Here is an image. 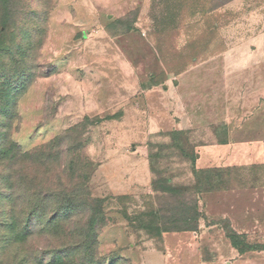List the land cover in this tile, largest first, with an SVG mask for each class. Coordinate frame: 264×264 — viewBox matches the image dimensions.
Listing matches in <instances>:
<instances>
[{"label":"rangeland","instance_id":"1","mask_svg":"<svg viewBox=\"0 0 264 264\" xmlns=\"http://www.w3.org/2000/svg\"><path fill=\"white\" fill-rule=\"evenodd\" d=\"M257 137L264 0H0V264H178Z\"/></svg>","mask_w":264,"mask_h":264},{"label":"crops","instance_id":"2","mask_svg":"<svg viewBox=\"0 0 264 264\" xmlns=\"http://www.w3.org/2000/svg\"><path fill=\"white\" fill-rule=\"evenodd\" d=\"M257 138L243 139L237 144L225 142L222 159L208 151L207 167L248 168L259 165L263 170V182L261 185L207 194L205 223L202 222L196 231L178 234L187 235V239L181 242L178 264H186L187 258L193 257L188 252H181L184 246L187 249L200 243L205 246L206 254L195 256L197 264H264V248L239 253L229 239L231 233L255 237L258 241L264 238V137Z\"/></svg>","mask_w":264,"mask_h":264},{"label":"trees","instance_id":"3","mask_svg":"<svg viewBox=\"0 0 264 264\" xmlns=\"http://www.w3.org/2000/svg\"><path fill=\"white\" fill-rule=\"evenodd\" d=\"M114 117H115L114 115H111V116L108 115V116H104L102 118H95L94 119L95 120L94 121V125H99V124H101V123H103L105 121L112 120V119H114ZM83 157H84L85 160L88 161V158H87L86 155H84ZM192 231H196V230H192ZM229 239L231 241L232 246H234L239 253H243L244 252L243 250L240 249V245L243 244V242L246 239V236H241V235H237L235 233H231L229 235ZM261 248H263V247L262 246H258V247H254V248L247 249V250H255V249H261ZM47 264H58V263H57V261H54V262L52 261V262L47 263Z\"/></svg>","mask_w":264,"mask_h":264}]
</instances>
